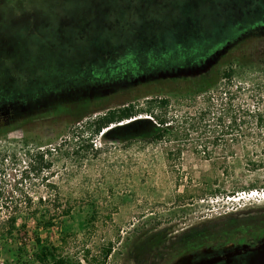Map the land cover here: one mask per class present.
I'll use <instances>...</instances> for the list:
<instances>
[{
    "label": "rangeland",
    "instance_id": "374dc122",
    "mask_svg": "<svg viewBox=\"0 0 264 264\" xmlns=\"http://www.w3.org/2000/svg\"><path fill=\"white\" fill-rule=\"evenodd\" d=\"M159 1L0 0V88L16 77L25 87L53 84L31 105L37 112L0 110V127L9 130L0 146L21 150L27 139L42 155L20 151L24 161H5L0 178L12 184L22 176L35 200L54 182L52 195L71 206L70 215L47 228L31 220L27 231L56 246L67 264H169L176 253L264 236V129L254 135L246 122L249 108L264 114V20H224L208 3L195 12L187 0ZM155 39L169 49L164 63L143 60ZM129 46L135 66L103 77L113 84L76 77ZM229 66L234 76L217 80L209 91L214 105L199 118L205 96L192 97L189 85ZM152 96L169 98L168 118L179 126L163 141H105L85 127L110 108L145 107ZM234 115L244 123L230 126ZM14 245L0 242V264L34 263L33 241L21 256Z\"/></svg>",
    "mask_w": 264,
    "mask_h": 264
},
{
    "label": "trees",
    "instance_id": "16d2710c",
    "mask_svg": "<svg viewBox=\"0 0 264 264\" xmlns=\"http://www.w3.org/2000/svg\"><path fill=\"white\" fill-rule=\"evenodd\" d=\"M155 40L152 46L145 52L143 60H155L164 63L166 62V58L169 57V49L167 46H164L162 39H159L161 43L158 45H155L157 44ZM162 46L165 51H155L156 49H161L160 47ZM131 48L132 47L129 46L126 49L121 48L118 51H109L101 55L99 58V60L102 61L101 65L93 62L90 66L87 65L84 69L79 71L76 77L78 78L82 74L90 73L101 81L106 80L113 84L114 82H111L112 79L108 80L107 77H103L108 75H111L113 78L120 77L118 73L120 68L132 65L135 66L136 55L134 54V50H130ZM234 74V69L232 66H229L222 71H215L212 76H202L194 82V84L189 85L190 90H188V93L191 94L192 97L205 96L203 100L206 101V106L199 110V118L209 114L210 108L214 105L212 104L213 98L209 91L215 86L217 80L220 78L231 81ZM146 77L147 75L142 76V78ZM18 83L19 80L16 77L14 82L12 81V86H1L0 110L9 109L11 106H17L18 109L22 110H25L26 106L30 108L33 103H40L39 99L42 90L48 92L53 87L52 82L44 84L43 86L33 83L27 87L21 84L19 85ZM9 89L11 91V96H7L6 94ZM4 92L5 94L2 95ZM222 94L227 93L220 91V99H223ZM169 103V98L163 96H152L146 99L145 107H140L138 104L134 103H126L116 108H110L101 115L95 116L91 121L86 123L87 125L85 127L90 130V135L92 137L100 135V138L105 141L130 142L131 140H140L148 143L160 142L169 138V136L173 135L179 129V126L177 127V125L168 118L167 107ZM219 105H223L222 100ZM38 106L39 105L34 109L31 107L33 110L30 112L34 113L39 111ZM54 107L56 108V106ZM157 108L160 109L159 112L154 111ZM247 114L250 118L246 120V122L257 130V133L253 132V134L260 135L261 131L264 129V114L260 112L259 108H249ZM220 119L222 120L221 117ZM230 122V126H240V123L243 121L234 115L231 116ZM189 126L195 127V122L189 124ZM8 131V128L0 127V133L3 134ZM235 136L238 138L240 134L236 133ZM20 151L23 152V157L26 158L34 157V159L39 160V158L42 157L41 153H39V149L33 152V148L29 146L27 139L22 140L21 150H18L16 147L0 146V172L4 171L3 165L7 160H10L11 164L24 161L22 157L18 156ZM22 180V176L16 179L13 177L12 184H5V180L0 178V242H3L5 245L15 244L16 252L18 256H21L24 248L33 241L35 245L31 254L34 260L33 264H67L66 260L57 254L56 246L50 242H45L40 236L30 238L27 230L31 220L35 222L37 228L54 226V220L56 218L70 215L71 206H63L59 196L56 194L52 195L51 191L55 187L53 181L48 180L45 184L46 196L45 194H39L37 200H35L30 192L32 186L28 187ZM256 187L257 186L253 184L246 189H253ZM241 189L245 188H237L236 191H241ZM149 241L150 240H147L145 243H149ZM137 248L142 252L145 250L143 243H140ZM105 251L108 253L109 249Z\"/></svg>",
    "mask_w": 264,
    "mask_h": 264
},
{
    "label": "flooded vegetation",
    "instance_id": "af4514ba",
    "mask_svg": "<svg viewBox=\"0 0 264 264\" xmlns=\"http://www.w3.org/2000/svg\"><path fill=\"white\" fill-rule=\"evenodd\" d=\"M154 1L161 3L159 0ZM187 2L194 6L195 12H198L199 4L202 3H208L207 5L213 7L216 6L220 12L226 13L224 20H264L258 19V14L264 10V0H202V2L199 0H187ZM227 6L229 8L232 7V10L227 11ZM190 18V16H187L185 19L194 20ZM243 28L245 31L249 30L248 26H244ZM194 34L197 35L198 33L194 32ZM233 39L227 40L228 43L224 46L223 50L232 47L236 41V39ZM160 48L162 51H165L163 46ZM220 52L221 50H216L213 53L212 58L207 61L208 66L214 63ZM189 73L191 72L189 71ZM2 114L4 113L2 112ZM263 241L264 236L250 239L246 242H230L223 246H204L199 249L184 251V253H176V258L169 264H250L251 258L257 253L256 247Z\"/></svg>",
    "mask_w": 264,
    "mask_h": 264
},
{
    "label": "water",
    "instance_id": "95a60500",
    "mask_svg": "<svg viewBox=\"0 0 264 264\" xmlns=\"http://www.w3.org/2000/svg\"><path fill=\"white\" fill-rule=\"evenodd\" d=\"M257 253L251 258L250 264H264V241L256 247Z\"/></svg>",
    "mask_w": 264,
    "mask_h": 264
},
{
    "label": "built area",
    "instance_id": "2783aa9c",
    "mask_svg": "<svg viewBox=\"0 0 264 264\" xmlns=\"http://www.w3.org/2000/svg\"><path fill=\"white\" fill-rule=\"evenodd\" d=\"M257 193V191L256 190H251L249 193H248V195H251V194H256Z\"/></svg>",
    "mask_w": 264,
    "mask_h": 264
}]
</instances>
